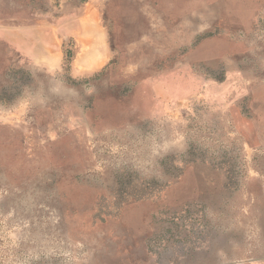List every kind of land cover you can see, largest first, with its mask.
Returning a JSON list of instances; mask_svg holds the SVG:
<instances>
[{
	"label": "rangeland",
	"instance_id": "obj_1",
	"mask_svg": "<svg viewBox=\"0 0 264 264\" xmlns=\"http://www.w3.org/2000/svg\"><path fill=\"white\" fill-rule=\"evenodd\" d=\"M0 264H264V0H0Z\"/></svg>",
	"mask_w": 264,
	"mask_h": 264
}]
</instances>
